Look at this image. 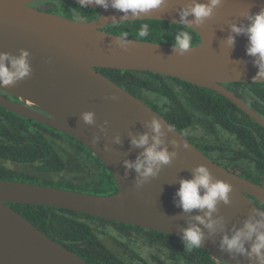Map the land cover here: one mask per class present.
Segmentation results:
<instances>
[{"label": "water", "instance_id": "1", "mask_svg": "<svg viewBox=\"0 0 264 264\" xmlns=\"http://www.w3.org/2000/svg\"><path fill=\"white\" fill-rule=\"evenodd\" d=\"M36 1L41 0H0V53L19 56L26 50L31 66L29 76L12 86H0V105L83 143L109 168L117 192L94 194L0 178V264H91L50 238L9 203L61 207L178 237L196 225L204 234L200 247L216 261L256 264L254 257L222 249L221 242L225 235L231 237L243 228L246 221L264 219V209L255 202L264 205V186L214 161L163 115L96 68L150 71L213 89L264 127V118L223 84L264 82L253 81L258 68L255 58L246 54L247 36H236L233 47L226 43L229 35H235L231 25H247L246 16L264 8V0H222L210 18L198 27L192 25L200 42L183 55L173 44L129 37L122 46L120 35L102 27L133 19L181 24L180 12L192 0H164L158 9L138 15L92 5L102 11L93 21L38 9L31 5ZM112 95L117 99H110ZM89 111L95 114L93 124L82 119ZM154 118L161 124L159 148L175 155L156 175L144 179L134 168H127L125 161L143 158L156 135L151 128ZM142 134L148 135L149 145L132 144L133 138ZM199 166H205L213 180L232 186L228 203L220 201L211 214L212 229L195 219L201 216L207 222L206 209L184 212L178 206L180 181L192 179ZM250 246L251 242L245 245Z\"/></svg>", "mask_w": 264, "mask_h": 264}, {"label": "trees", "instance_id": "2", "mask_svg": "<svg viewBox=\"0 0 264 264\" xmlns=\"http://www.w3.org/2000/svg\"><path fill=\"white\" fill-rule=\"evenodd\" d=\"M46 1L50 0L31 5L38 8ZM58 1L59 6L43 10L78 21H93L102 15L93 7L81 9L78 2ZM141 24L149 25L148 35L141 40L167 44L174 43L176 32L183 27L165 20L133 19L102 29L118 35L127 32V37L139 39ZM197 41L196 32L193 45ZM96 69L163 115L214 161L264 186V127L223 94L150 71ZM223 84L264 118V82ZM0 178L94 194L117 192L109 168L83 143L1 105ZM9 205L91 264H229L216 261L201 247L188 250L181 237L141 226L55 206Z\"/></svg>", "mask_w": 264, "mask_h": 264}, {"label": "clouds", "instance_id": "3", "mask_svg": "<svg viewBox=\"0 0 264 264\" xmlns=\"http://www.w3.org/2000/svg\"><path fill=\"white\" fill-rule=\"evenodd\" d=\"M79 7L87 8L92 5L107 9L109 6L120 12L127 14L129 11L133 15L148 13L158 9L164 0H78ZM222 3V0H207L206 3L200 0H192L191 4L183 8L180 12V23L183 25L181 30L174 36L173 48L183 55L193 47V38L196 35L195 28L201 25L206 19L210 18L214 10ZM192 17L189 20L188 17ZM247 25H231V32L235 35H229L227 45L233 47L235 38L238 35H246L248 45L246 54L254 57L253 63L258 68L254 80H264V8L256 13L246 16ZM191 29V30H184ZM149 33V25L141 24L138 31V38L143 39ZM128 33H121L119 39L127 43ZM199 43V41H197ZM29 52L21 50L19 56H11L8 53H0V86H12L17 81L27 77L31 73V66L28 60ZM112 100L117 99L115 95L109 97ZM94 113L89 111L82 115V119L87 124L94 123ZM152 131L156 134L152 137V144L145 148L143 158H137L135 162L125 161L127 168H134L135 171L144 179L156 175L157 170L165 164H168L175 155L170 154L167 149L159 148L161 144L160 129L161 124L155 118L151 121ZM132 144L137 147L149 145V137L142 134L139 138H133ZM141 181H138V184ZM232 186L221 180H213L209 170L205 166H199L194 170L192 179H183L180 181V187L176 192L179 197V207L184 212H190L194 209L207 210L205 217L196 216L195 219L205 227L212 229L214 222L211 221V214L216 211V206L220 201L228 203V194ZM264 208V205H261ZM264 215V213H262ZM181 240L184 246L191 250L199 248L204 240V234L200 227L192 225L183 230ZM251 242L250 249L246 248V243ZM221 248L229 252H235L241 255H247L249 259L253 257L256 264H264V219L246 221L243 228L235 231L229 237L225 235L221 242Z\"/></svg>", "mask_w": 264, "mask_h": 264}, {"label": "rangeland", "instance_id": "4", "mask_svg": "<svg viewBox=\"0 0 264 264\" xmlns=\"http://www.w3.org/2000/svg\"><path fill=\"white\" fill-rule=\"evenodd\" d=\"M44 4L45 5H39L38 8L49 9V8L57 7L59 6L60 2L58 0H50V1H46Z\"/></svg>", "mask_w": 264, "mask_h": 264}, {"label": "flooded vegetation", "instance_id": "5", "mask_svg": "<svg viewBox=\"0 0 264 264\" xmlns=\"http://www.w3.org/2000/svg\"><path fill=\"white\" fill-rule=\"evenodd\" d=\"M11 98H13V97H11Z\"/></svg>", "mask_w": 264, "mask_h": 264}]
</instances>
